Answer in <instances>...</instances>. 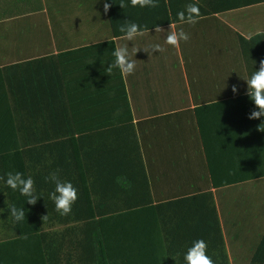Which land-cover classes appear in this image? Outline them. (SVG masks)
<instances>
[{
    "label": "trees",
    "instance_id": "16d2710c",
    "mask_svg": "<svg viewBox=\"0 0 264 264\" xmlns=\"http://www.w3.org/2000/svg\"><path fill=\"white\" fill-rule=\"evenodd\" d=\"M193 4L199 19L248 8L264 12V0H156L155 8H144L157 12L145 26L181 24L177 14ZM109 11L112 37L93 46V57L86 47L27 62L1 60L0 177L17 171L31 176L43 198L29 205L0 180V264H185L183 248L198 239L206 242L213 264H230L211 190L251 189L264 178V157L255 150L263 142L264 117L248 118L259 109L241 92L195 108L209 187L155 202L142 153L150 147L139 141L123 75L108 70L122 21L138 22L129 12L117 23ZM239 41L245 61L250 45L259 65L264 61V33ZM253 70L249 64L250 76ZM52 172L78 189L69 216L49 199L55 185L46 177ZM12 204L25 207V220L14 221ZM258 248L252 264L264 262V233Z\"/></svg>",
    "mask_w": 264,
    "mask_h": 264
},
{
    "label": "crops",
    "instance_id": "0c3cea01",
    "mask_svg": "<svg viewBox=\"0 0 264 264\" xmlns=\"http://www.w3.org/2000/svg\"><path fill=\"white\" fill-rule=\"evenodd\" d=\"M76 1V4L72 5L69 0H65L57 9L55 4L58 2L54 0H0V66L4 58L12 62H27L37 57L52 56L86 47L91 49L92 57L98 53V48L93 46L112 37L111 11L105 13V0ZM124 2L127 6L123 9L119 5H111L117 23L129 15V12L136 17L141 26L153 23L148 17L157 15L156 10L152 11L154 14H146L148 11L145 9L138 6L130 7L128 4L131 5V0ZM42 3L44 5H41ZM48 4L51 10L48 17L47 40L41 44L34 43L33 38H23L21 31L11 36L16 21L33 20L45 12L44 8H47ZM10 8L12 11L7 13ZM222 17L237 18L239 22L232 20L227 22ZM56 25L60 30L55 29ZM52 28L56 30L55 33ZM181 29L189 34L190 39L187 42L181 41L178 47L168 45L167 35L171 31ZM256 33H264V12L248 8L198 19L194 25L181 23L148 30L133 41H128L123 36L114 37L116 49L128 45L130 52L137 53L133 57L136 60L134 74L123 75V78L139 141L150 147L147 153L144 146L142 153L145 155L148 178L154 180L151 182L155 202H166L190 195L204 185L206 188L209 187L206 183V162L202 157L195 108L229 96V93H233V86L237 88L236 94L248 93L244 81L250 77L248 66L250 64L253 71L258 70L261 59L252 52L251 47L254 45H250L246 47L245 61L239 37L249 39ZM156 44L160 45L162 51L156 52L151 49ZM212 45H215V53L211 60L208 54L211 53ZM163 61L166 62L165 65ZM151 70L156 74L158 73L156 70H161L160 80L149 76ZM260 141L259 149L255 150L261 153L259 155L261 158L264 157V137ZM236 151H239V148L234 152ZM239 155L241 156V153ZM186 179L189 181L184 182ZM199 179L205 184H201L202 181ZM175 181L178 184L173 186ZM181 182L185 185L182 186ZM256 182L251 189L262 187L264 178ZM237 186L239 185L211 191L217 205L229 263L252 264L253 259L259 254L258 245L264 227L253 229L251 224L245 226V223L254 217L252 213L247 212L250 210L249 203L241 208L243 209L241 215L247 218H244L243 226L236 218L235 220L231 217H226L225 220L222 218L221 206L226 207L231 200L232 204L238 207L237 201H232L231 198L236 193L230 194L227 191ZM226 214L236 217L238 215L233 209H228ZM236 227L245 229V233L236 232ZM187 247L183 249H188ZM260 251L264 255V250Z\"/></svg>",
    "mask_w": 264,
    "mask_h": 264
},
{
    "label": "clouds",
    "instance_id": "9594fccd",
    "mask_svg": "<svg viewBox=\"0 0 264 264\" xmlns=\"http://www.w3.org/2000/svg\"><path fill=\"white\" fill-rule=\"evenodd\" d=\"M119 6L123 9L127 5L124 0H121ZM132 7L155 8L156 0H131ZM111 5L105 0V13L108 12ZM178 20L183 23L195 24L200 17L199 7L196 5H189L186 11L179 12ZM159 28V27H157ZM119 31L123 33V38L128 41H133L137 36H142L145 31H148L146 26H141L131 20H126L119 27ZM190 39L188 33L184 30L171 31L166 37V43L173 47H178L181 41L187 42ZM153 51H162L159 44L151 47ZM136 52H130L128 45H123L114 50L113 55L115 62L110 64L108 70L118 69L122 75L129 76L134 74L136 70ZM247 84L248 95L251 101L254 102L258 111H254L248 118L250 120H258L264 117V61L261 62L258 70H255L251 76L244 80ZM232 91L237 93L236 86H233ZM0 180L13 192H18L21 196L26 198L27 204L35 205L38 200L43 198L38 194L35 187V180L31 176L25 177L22 172H8L5 177H0ZM46 182L55 185L54 191L49 194V199L53 201L55 210L61 216H69L73 211V205L78 200V189L71 181L61 180L57 172H52L46 177ZM9 207L11 217L15 222L19 223L26 218L25 207L18 208L15 204ZM185 264H213L212 258L207 254V244L203 239H198L192 242L184 254Z\"/></svg>",
    "mask_w": 264,
    "mask_h": 264
},
{
    "label": "rangeland",
    "instance_id": "374dc122",
    "mask_svg": "<svg viewBox=\"0 0 264 264\" xmlns=\"http://www.w3.org/2000/svg\"><path fill=\"white\" fill-rule=\"evenodd\" d=\"M54 1L58 2V4H55L57 9H59V7H57L59 4L61 5V4L65 3V0H54ZM69 2L72 5H75L77 1L76 0H69ZM44 3H42L41 5H44ZM49 7H50V5L48 4L47 8H44L45 12L42 13L41 15L35 17L33 20H28V21L18 20V21H16L14 27L12 28V32H11L12 35L11 36L13 37L15 34L18 33V31H21L22 32L21 36L23 38H25V37L33 38L34 43L41 44L42 42L47 40L46 33H47L48 28H49L48 17H49V12L51 10V7L50 8ZM3 10H4V6H3ZM11 11H12V9L10 8L9 10H7V13L11 12ZM246 15H255V14H246ZM222 18L227 22L229 20H232L234 22H239V20L237 18H230V17H222ZM57 28L59 29V26L56 25L55 29H57ZM55 32H56V30L53 31V33H55ZM204 46H205V44L202 47H204ZM211 48H212L211 53L214 54L215 48L214 47H211ZM200 50L202 51L203 49L201 48ZM163 64L165 65L166 62L163 61ZM175 66H177V65H175ZM156 72H158V73L156 74L154 71L151 70L149 76H152L153 78L160 80L159 76L162 75L161 70H156ZM163 91H165V90H163ZM227 191L230 194L236 193L235 196L233 195L231 198H233L232 201L233 200L237 201L238 207L233 205L231 200L228 203V205L226 204V207H224L225 205L221 206V212L223 215V217H222L223 220H225L226 217H228V218L231 217L233 220H235V218H236L237 220H240V222L242 223V226H243L244 218H246V217L241 215V212H243V209H241V208H243L246 204L249 203L248 206L250 207V210L247 212L252 213L254 215V217L251 220H249L247 223H245V226H247L248 224H251L253 229H255L257 227L262 229L264 227V185L262 187H259V188L251 189L250 191H248L246 186L239 185L236 188L229 189ZM222 193L224 196V192H222ZM220 195H222V194H220ZM239 198H241V199H239ZM255 198H256V200H255ZM228 209L235 210L238 213L237 217L235 215H232V214L227 215L226 213H227ZM243 228H246V227H243ZM236 232L243 234V233H245V229H242L240 227L239 228L236 227Z\"/></svg>",
    "mask_w": 264,
    "mask_h": 264
}]
</instances>
